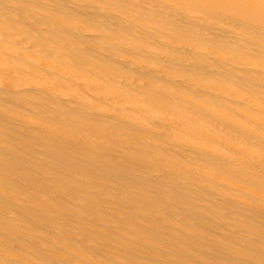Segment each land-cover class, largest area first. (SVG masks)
<instances>
[{
  "label": "bare ground",
  "instance_id": "obj_1",
  "mask_svg": "<svg viewBox=\"0 0 264 264\" xmlns=\"http://www.w3.org/2000/svg\"><path fill=\"white\" fill-rule=\"evenodd\" d=\"M0 264H264V0H0Z\"/></svg>",
  "mask_w": 264,
  "mask_h": 264
}]
</instances>
